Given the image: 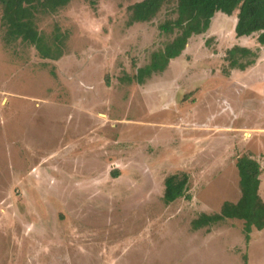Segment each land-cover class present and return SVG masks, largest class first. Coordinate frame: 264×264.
<instances>
[{"label": "rangeland", "instance_id": "374dc122", "mask_svg": "<svg viewBox=\"0 0 264 264\" xmlns=\"http://www.w3.org/2000/svg\"><path fill=\"white\" fill-rule=\"evenodd\" d=\"M140 1L39 18L65 37L56 61L0 29V264H264V229L247 244L241 220L191 228L239 200V157L260 165L264 202V47L217 13L163 72L129 83L176 35L158 29L176 3L128 26ZM234 46L258 50L255 64L229 70ZM180 174L190 199L166 205Z\"/></svg>", "mask_w": 264, "mask_h": 264}, {"label": "trees", "instance_id": "16d2710c", "mask_svg": "<svg viewBox=\"0 0 264 264\" xmlns=\"http://www.w3.org/2000/svg\"><path fill=\"white\" fill-rule=\"evenodd\" d=\"M72 0H0V29L2 40L9 45L20 41L32 47L45 60H58L63 54L65 37L58 29L45 35L37 29V21L64 9ZM99 0H88L95 8ZM176 3L177 18L165 21L158 29L166 35L176 34L163 50L151 55L149 64L139 68L127 82L142 85L152 74L163 72L170 60L181 55L193 36L205 33L217 13L236 16V38L256 36L264 47V0H142L128 8V26L152 21L164 5ZM258 50L234 46L226 51L229 70L245 71L255 64ZM229 70H223L229 76ZM239 176L240 198L236 203L225 202L219 213L200 214L191 223L193 231L210 228L226 220L243 221L245 242L253 230L264 229V202L259 195L261 168L248 156L239 157L235 164ZM189 178L186 174L171 175L164 181L163 202L168 205L177 199H190L187 194Z\"/></svg>", "mask_w": 264, "mask_h": 264}, {"label": "crops", "instance_id": "0c3cea01", "mask_svg": "<svg viewBox=\"0 0 264 264\" xmlns=\"http://www.w3.org/2000/svg\"><path fill=\"white\" fill-rule=\"evenodd\" d=\"M233 18H234V16H232ZM234 21L236 22V19L234 18ZM246 48H248V47H246ZM248 49H250V48H248ZM239 72H241V71H239Z\"/></svg>", "mask_w": 264, "mask_h": 264}]
</instances>
